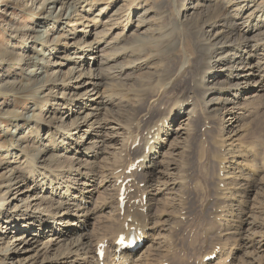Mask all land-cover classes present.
Here are the masks:
<instances>
[{
  "label": "bare ground",
  "instance_id": "bare-ground-1",
  "mask_svg": "<svg viewBox=\"0 0 264 264\" xmlns=\"http://www.w3.org/2000/svg\"><path fill=\"white\" fill-rule=\"evenodd\" d=\"M101 1L29 0L30 10L36 9L44 13L47 12V14L39 18L35 25L15 26L14 36H11L7 45L1 49L0 90L2 92L0 95L3 102L0 105V125L2 126L3 120L8 115V104L12 103L14 95L18 92L30 93L35 110L34 115L22 114L20 119L24 121L23 125L15 124L14 138L16 139L14 143L9 144L6 148L0 147V196H3V199L0 200V223L1 221L6 223L5 227L8 233H21L14 236L17 242L16 246L7 244L0 250L5 258L8 255L19 257L21 252L26 254L28 249L24 250L25 247L40 244L39 241L46 236L49 237L48 240L43 241V248L45 251L52 249L55 243L68 234L63 228L54 227L56 216L59 215L60 220L68 217L66 226L76 225L81 229V233L71 237L66 243V247L60 252L45 257L38 264H58L61 261H70V264L132 263L134 253L139 249L129 252L119 250L118 235L127 233V240L137 234L145 237V229L149 225L145 212L149 203L151 206L152 200L155 199L150 196L148 199L146 191L139 196L140 189L134 187L137 181L136 177L134 174L126 175L125 173L128 167L126 170L124 169V172H117L119 167L125 166L124 159H129V156L133 155L131 146L138 142L139 137L135 136L133 139V133L129 130L137 128V124L132 123L133 127L132 124L125 127L121 123H115L120 125V129H129V137L123 141L115 131L108 135L109 129H116L111 127L114 122L109 119L96 118L95 121L88 123L92 116H96L95 111L99 105L107 108L110 103L113 106L117 102L118 104L122 102L123 105L131 100H134L132 104H135L142 98L139 97V100L136 101L138 98L128 97L129 93L120 95L123 94L118 93L122 90L121 88L116 93L110 92L111 88L108 87L111 84L121 83L122 87V82L134 80L141 85L148 78L147 88L158 87L162 90L158 95H161L165 89H169L172 84L173 89L179 90L180 84L177 82L179 72L167 68L168 59L161 60L162 57L171 55V50L179 47L184 50L183 53H186L184 64L191 61L192 53L195 55L192 62L194 76L191 83L187 85V93L174 96L177 105L171 109L170 115H174L176 119H180L186 113L192 119L195 114L211 116L217 114L221 106L229 112L228 114L232 116L231 120L234 119L235 122L240 120L242 112L235 111L233 109L235 107H228V104L235 103V99L243 94L251 93L254 90L252 89L254 84H256L255 90H264V0H206V3L195 0V4L191 5L190 10L191 12L198 11L197 17L190 16V13H183L179 9V4L181 2L185 4L188 0H162L157 6L154 5L156 2L153 0H133L129 5L127 0H120L124 4L115 9L110 21H102L99 17L111 9L110 2L112 0L100 3ZM132 3L136 7H141L146 14L152 11L155 16L153 22L150 17L137 15V9L135 6L132 7ZM201 6H203L202 11L200 10ZM47 8L50 10H46ZM55 9H59V11H55ZM96 9L98 12H95ZM28 26L32 28H27ZM142 26L145 30L140 31ZM116 29H120V31L117 30L116 33ZM189 35L191 36L190 41ZM128 41H134V43L126 51L127 54L125 52L115 53L114 49L118 48L120 43ZM100 51L103 54L95 68L94 65ZM159 59L160 63L166 66L165 69L160 66ZM5 60H7V64H5ZM154 60L158 63V67L154 70H147L150 68L151 61ZM14 61L17 62L16 65H19L21 71H24L20 77H26L29 80L27 83H21L20 78L14 73L16 71H12L14 68L12 69L11 66ZM218 67L223 70L222 73L217 71ZM129 71L144 72L134 76L135 72L129 73ZM111 86V90H113V85ZM124 87L123 89H125ZM247 87L248 89L244 90L245 93H242V89ZM197 88L203 89L200 95L201 110L195 109L192 99V92ZM153 101L146 109L138 112L135 119L147 121L150 116L149 108L154 104ZM263 102L264 100H260V104ZM137 104L135 106H138ZM116 114L120 117L124 116L120 109ZM206 116H204L205 122L208 121ZM113 120L119 122L118 120L121 119ZM86 123L88 128L81 132L82 125ZM164 125L163 130L167 123ZM153 127L150 126L146 132L144 150L136 157L138 161L141 160L138 168H143V166L149 168V165H145V163L151 156L150 152L154 149L152 141L160 131V126L157 133ZM214 129L218 133L222 129V124H218ZM182 130L180 127L176 130V134L182 133ZM77 131L81 134L79 135ZM79 137L84 138L83 143L78 140ZM117 138L121 140L119 148L122 152H120L122 157H119L121 161L112 163L113 168L109 172L110 174L105 176L107 182L110 184L115 182L117 186L116 188L114 185H110L109 191L117 190V192L116 194L109 192V197L112 200L110 201L109 198L100 206L102 210L111 206L113 209L112 221L116 220L111 224L108 233L101 234L94 241L93 237L84 231L87 217L90 214V210L86 206L89 195L87 192L91 193L92 190L86 186L89 178L85 181L80 178L94 177L98 173V166L101 165L93 164L89 166L90 168L83 170L75 163L69 167L61 164L60 168V165L58 166L59 172L52 170L51 165L53 159L58 160L59 156L64 158L62 150H71L65 149L70 142L76 143L77 147L80 146L76 152L80 151L84 155L89 154L90 149L94 148L101 149L100 153L106 152L108 155L109 152L104 149L110 148L108 142L117 141ZM92 152L93 156L97 158L98 154L94 150ZM218 159L224 160V157ZM107 162L108 156L104 167L109 166V163L106 164ZM161 162L158 159L150 161L154 166H158ZM170 164L171 166L175 165L174 162ZM220 166L222 171L226 168L223 162ZM105 171L107 172L108 169ZM144 172L147 178L146 182L152 183L153 180L148 171ZM117 173L119 174L116 175ZM69 176H73L76 180L68 182L66 179ZM22 177H27V181L33 183L32 187L27 184L28 182L23 181L22 183L26 184L29 192L36 191L35 186H39L41 192L49 191L52 194V199L49 200L48 207H36L33 210L35 214H31V208H26L22 211L21 216L23 215V217L20 219V215L17 214L21 208L17 207L16 212L13 213L5 206L8 199L7 194L11 191L13 184L21 181ZM130 177L131 179L128 180ZM120 178H123V181L119 180ZM173 179V183H171L174 185L173 187L182 184L183 180ZM246 183H249L250 186L240 185L244 193L246 190L254 189L251 182ZM73 184L82 185L75 188ZM122 185H125V188L130 191L125 207H121L119 204V191ZM167 188L165 187L164 190L166 191ZM164 190L159 188L158 193H163ZM222 190L223 194H220ZM214 192H216V197L214 196L216 201L219 198L227 199L226 202L223 201L224 206L219 204L224 211L228 207V200L237 196V193L232 191L228 193L225 188L219 185L214 186ZM166 194H170V192H166L164 195ZM245 196H247L246 193ZM39 198L46 200L50 197L42 194ZM26 202L29 200H24L23 204ZM239 202L241 205L237 207L238 215L240 213L243 215V200H239ZM114 203H116V207H114ZM230 204L235 206L233 202ZM74 210L76 212H73ZM3 216L5 220H3ZM221 216H225V214H215L216 219ZM27 218H34V220L30 223L27 222L26 226L19 225L20 220L24 221ZM241 218L242 216H237L238 221ZM36 221L42 224V228L35 226ZM251 224L257 227L261 225L257 221L251 222ZM21 226H25V228L20 229ZM69 229L76 230L77 228ZM233 233L242 240L240 246L249 252V247L256 242L255 238L244 235L243 231L238 229ZM100 244H107L103 257L99 251ZM222 248L221 236L215 235L213 244L205 257L215 255V259L216 257L221 259L218 264H231L227 261L232 249H226L225 252ZM177 251L178 249L163 251L164 254L161 256L162 260L159 264L167 261L170 256L175 258L172 264H189L187 259L176 255ZM28 258L32 257L27 256L25 259ZM68 258L73 259L66 260ZM205 261L206 259L202 257L196 264H204Z\"/></svg>",
  "mask_w": 264,
  "mask_h": 264
},
{
  "label": "rangeland",
  "instance_id": "rangeland-1",
  "mask_svg": "<svg viewBox=\"0 0 264 264\" xmlns=\"http://www.w3.org/2000/svg\"><path fill=\"white\" fill-rule=\"evenodd\" d=\"M103 1L106 0H102L100 3H103ZM127 1L129 5L133 0ZM205 1L206 0H201L200 3H206ZM153 2H156L154 5L157 6L162 0H153ZM122 4H124L123 1L112 0L110 2L111 9L106 14H102L99 19L102 21H110L112 13ZM193 4H195V0H188L185 4L181 2L178 7L183 13H190V16L197 17L199 12L195 11V13L190 10ZM133 6L136 7L134 3H132V7ZM30 7L31 3L29 4V0H0V54L1 49H3L10 40L9 38L14 36L13 32L15 26L35 25V22L38 21L39 18L47 14V12L44 13L36 9L30 10ZM124 9H126V6H124ZM136 9L137 15L150 17V19H152L151 22H153L155 16L152 11L146 14L141 7H136ZM46 10H50V8ZM200 10H203V6H201ZM55 11H59V9H55ZM95 12H98V9H96ZM161 24L165 25L163 23ZM29 27L31 26L27 28ZM120 29H116L115 32L117 33V30L120 31ZM143 30H145V28L142 26L140 31ZM190 40L191 36L189 35V41ZM133 43L134 41L120 43L118 48L116 47L114 51L115 53H126ZM183 51L184 50H181L179 47L174 48L171 50V55L169 54L166 57H162V59L160 58L164 61L168 59V69L179 72V78L177 79V82L180 84L179 90L173 89L172 84L169 89H165L161 95H158L162 90L158 87L147 88L149 84L148 78L145 79L144 83L141 85L134 80L122 82V87L121 83H113L111 84L113 85V90H111V85L108 87L111 88L110 92L116 93L120 91L121 88L123 92L120 91L118 93L123 94L120 95L129 93L128 97H132L133 99L138 98L136 101L139 100V97H142L137 102L139 104L136 102L132 104L134 100H131L129 103H124L126 105H122V102H119V104L117 102L116 105L113 104L112 106L110 103L107 108L103 105H99L98 109L95 111L96 116H92L91 120L88 122H93L96 118L109 119L114 122L111 127L116 129H109L107 131L108 135H110V132L112 133L115 131L123 141L127 140L129 137V129H120V125L115 123H121V125L125 127H129L132 123L137 124V128L134 127V129L129 131L133 133V139L135 136L139 137V144L137 142V145L131 146V148H133V155L129 156V159H124V163H126L125 166L119 167L117 172H124L126 167L129 169L134 166L135 170H132L131 173H127V169L125 172L126 175L134 174L136 177L137 181L134 187L140 189V193L138 192L139 196L146 191L148 199L150 196L155 200H152L151 206L148 202L149 207L145 212L149 222L148 227L145 229L146 241L143 242L142 247H137L133 250L137 251L139 249L138 252L134 253L135 256L131 264H159L162 260L161 256L164 254L163 251H171L173 249H178V251L175 252L178 257L187 259L189 264H196L200 258L203 257V259H206L205 256L208 254L207 251L213 244L215 235L221 236L222 249L225 252L226 249H232L228 258V263L264 264V102L260 104V100H264V90H255L256 84H254L252 88L254 90H252L251 93L243 94L238 99H235V103L228 104V107L233 106L235 107L233 108L235 111L238 110V112H242L240 120H236L235 122L234 119L231 120L232 116L228 114L229 112L221 106L217 114L211 116L204 115L208 119L207 122H205L206 120L203 115L195 114L192 119L187 113L183 114L180 119H176L174 115H170L172 112L171 109L177 105L174 96H181L187 93V85L191 83L194 76L192 62L195 54L192 53L193 56L191 57V61L189 60L184 64V56H186V53H183ZM102 54L103 53L100 51L98 54L99 57L94 65L95 68H97ZM160 59L158 60L160 66L162 69H165L166 66L160 63ZM4 62L7 64V60ZM16 63V61L12 62L11 68L14 69L11 70L17 72L14 73L20 78L21 83H27L29 80L26 77H20L24 71H21L19 65L17 64V66ZM149 65L150 68L147 69L149 71L150 69L154 70V68L158 67V63L155 60L151 61ZM217 71L219 73L223 72L220 67L217 68ZM132 72L135 71H129V73ZM143 72L144 71H137L133 75H140ZM123 87L125 89H123ZM142 89L143 91L141 92ZM246 89H248V87L242 89V93H245L244 90ZM0 92L2 91L0 90ZM202 92V88H197L192 92V99L196 110H201L202 104L200 103V95ZM28 93L29 92L26 91L16 93L12 103L8 104V115L6 119L3 120L2 126L0 125V147L2 148H6L9 144L14 143L16 139L14 138V131L16 130L15 124H24V121L20 119L22 114L34 115V101L30 93ZM151 101H153L154 104L150 105V116L147 121L143 122L141 119H135L136 114L146 109ZM2 102V96L0 95V105ZM136 104L138 106H135ZM118 109H120V112L123 113L124 116H117L116 112ZM115 118L121 120L116 122L113 120ZM165 123H167V125L163 130ZM218 124H222V129L216 133L214 127L218 126ZM150 126H154L153 128L156 130V133L160 126V131L152 141L154 149L150 152L151 156L145 163V165H149V168L143 166L141 170L138 168L141 160L138 161L136 157L144 150L146 132ZM180 127H182V133L184 132V134H176V130ZM87 128L88 124H83L81 132ZM81 132L79 133V131H77L79 135ZM78 140L81 141V143L84 142V138L79 137ZM88 142L89 140L87 144ZM108 143L110 148L105 146L107 149H104L109 152L108 155H106V152L103 154L100 153L101 149L98 148L90 149L91 152L84 155V153L80 151L76 152L80 146L77 147L76 143L70 142L65 149L71 150H62V156L64 158L59 156L58 160L53 159V164L51 165V169L55 172H59L58 166L60 165V168L62 166L61 164L69 167L73 165L72 163H75L76 166H80L83 170L90 168L89 166L93 164L101 165L98 166V173H96L94 177L90 175L92 177H87L85 179L80 178L82 181L89 178L87 180L88 185L86 186L89 187V190H92L91 193L87 192L89 195L87 197L88 202L86 206L89 208L90 214L87 217L84 231L86 234L92 236L94 241L95 238H98L101 234L108 233L111 224L116 220L112 221L113 209L111 206L103 210L100 208L101 204L108 201L110 198V185H114L117 188L115 182L110 184V182H107L105 176L111 172L113 168L112 165L115 164L116 161H121L119 157H122V152L119 149L121 140L117 138V141L112 140ZM89 146H92V144H89ZM136 148L138 149L136 150ZM93 150L100 158L93 156ZM157 150L159 151L157 152ZM107 156L108 162L106 164L109 163V166L104 167ZM222 156L224 157V160L222 159L223 161L218 159L222 158ZM153 159H158L162 162L158 166H154L150 163ZM171 162H174L175 165L171 166ZM221 162L226 166L223 171L220 166ZM106 169H108L107 172L105 171ZM144 171H148V174H150L153 180L152 183L146 182L147 178L145 177ZM118 174L119 173L116 175ZM173 178L183 180L182 184L173 187L174 185L171 184L173 183ZM130 179L131 177L128 180ZM66 180L72 182L76 179H74L73 176H69ZM119 180L123 181V178ZM23 181L28 182L27 184L31 187L33 186V183L27 181V177H22L21 181L13 184L11 191L7 194L8 199L5 206V208L13 213L16 212L15 210L17 207L21 208L17 214L20 215V219L23 217V215L21 216L22 211L26 208H31V214H35L33 210L36 207H48V202L52 199V194L49 191L41 192L39 186H35L36 191L29 192L26 184H22ZM246 182H251L254 185L253 190L245 191L247 196H245L244 190L240 187L242 184H245L243 186H250V184ZM149 184H151V186H149ZM80 185L82 184H73V187H80ZM215 185L225 188L228 193L230 191L237 193L236 198L228 200V207L225 211L219 204L224 206L225 204L223 201L226 202L227 199L219 198L216 201V192H214ZM165 187L170 189L167 188L165 191ZM159 188L164 190V194L166 192H170V194L164 195L161 192L158 193ZM116 192L117 190L111 192V194H116ZM220 192V194H223V190ZM42 194L48 195L50 198L46 200L39 198ZM2 199L3 196H0V200ZM26 199L29 200V202L23 204ZM111 200L112 198H110V201ZM239 200H243V215H241L242 213L238 215L239 212L237 207L241 205ZM231 202H233L235 206L231 205ZM114 207H116V203H114ZM73 212L76 211L74 210ZM216 213L225 214V216L216 219ZM237 216H242L240 221H238ZM3 220H5L4 216ZM25 220H20L19 225L24 224L26 226V223H30L34 218H27ZM255 221L261 225L257 227L251 224V222L254 223ZM67 222L68 217L60 220L59 215L56 216L54 227L59 226L58 228H63L68 234L59 240L58 243H55L49 251H45V248H43V241L45 242L49 237L46 236L39 241L40 244H33L25 247L24 250L28 249V252L26 254L21 252L19 257H15V255L10 257V255H8L5 258V255L0 252V264H38V262L42 261L45 257L60 252L61 249L66 247V243L71 237L81 233V229L76 227V225L69 224V226H66ZM5 226L6 223L1 221L0 250L7 244L16 246L17 242L14 236L21 234L20 232L15 234L14 232L8 233L6 232L7 228ZM25 226H21L20 229H24ZM35 226L42 228V224L38 221L35 222ZM69 228L77 229L70 230ZM237 229L243 231L244 235L255 238L256 242L253 246L249 247V252H246L244 247L240 246L242 240L239 239L238 235L233 233ZM32 248L34 249L29 250ZM24 255L32 258L25 259L26 257H23ZM71 259L73 258H68L66 260ZM174 260L175 258L170 256V258L167 261H163L162 264H172ZM220 261V257H216V259L214 257L213 259L205 261L204 264H218ZM58 264H70V261H61Z\"/></svg>",
  "mask_w": 264,
  "mask_h": 264
}]
</instances>
